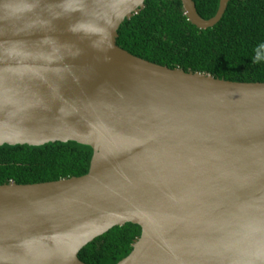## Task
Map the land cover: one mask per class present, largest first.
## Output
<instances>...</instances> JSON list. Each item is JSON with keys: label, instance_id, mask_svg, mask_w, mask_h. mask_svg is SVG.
Listing matches in <instances>:
<instances>
[{"label": "water", "instance_id": "95a60500", "mask_svg": "<svg viewBox=\"0 0 264 264\" xmlns=\"http://www.w3.org/2000/svg\"><path fill=\"white\" fill-rule=\"evenodd\" d=\"M200 29L214 26L180 0ZM145 0H0V146L75 141L86 174L0 184V264H87L115 226L116 264H264V82L170 68L121 48Z\"/></svg>", "mask_w": 264, "mask_h": 264}, {"label": "trees", "instance_id": "16d2710c", "mask_svg": "<svg viewBox=\"0 0 264 264\" xmlns=\"http://www.w3.org/2000/svg\"><path fill=\"white\" fill-rule=\"evenodd\" d=\"M198 13L213 17L219 0H194ZM117 44L170 68L243 82H264V0H229L222 18L200 29L184 14L180 0H145L118 29ZM92 148L75 141L40 146H0V184H29L86 174ZM141 227L115 226L84 246L87 264H116L132 250Z\"/></svg>", "mask_w": 264, "mask_h": 264}]
</instances>
